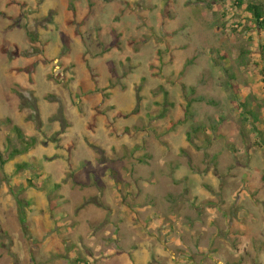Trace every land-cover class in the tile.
Masks as SVG:
<instances>
[{
  "label": "rangeland",
  "instance_id": "obj_1",
  "mask_svg": "<svg viewBox=\"0 0 264 264\" xmlns=\"http://www.w3.org/2000/svg\"><path fill=\"white\" fill-rule=\"evenodd\" d=\"M238 1L0 0V152L36 139L0 162V264H264V0Z\"/></svg>",
  "mask_w": 264,
  "mask_h": 264
},
{
  "label": "trees",
  "instance_id": "obj_2",
  "mask_svg": "<svg viewBox=\"0 0 264 264\" xmlns=\"http://www.w3.org/2000/svg\"><path fill=\"white\" fill-rule=\"evenodd\" d=\"M238 5L239 7L242 6V1L239 0L238 1ZM243 10L245 12H247L250 16V19L254 22L255 26L257 29H259L263 35H264V2H249L247 3ZM30 35V33H28ZM35 38V37H34ZM32 39V37H31ZM3 48V46H2ZM4 49V48H3ZM261 49V53H262V58L264 61V43L261 45L260 47ZM222 59H226V54L221 53L219 55ZM32 65H30L29 67L26 66L25 68L22 67H18L17 70L19 69L20 71L24 70V71H29L31 70ZM225 73L227 75V85L228 88H230L232 92V96L234 97V102H238V104H240L241 106H245L246 107V114L248 115V119H247V115L241 113L242 115H244L243 120H246L249 122L251 128L254 130V132H260L263 133V128L261 127L260 120L258 118V115L255 114L254 111H252V109H250L247 105V96H243V99H239V97L242 96V94H240V88H239V83L236 82V76L233 74V72L231 71L229 66H225ZM262 72V80L264 83V66L261 70ZM264 85V84H263ZM206 102L208 104H214V100L211 98H206L205 96H196L193 97L189 100L188 105H191L192 102ZM140 111V100L138 99L135 103V112L139 113ZM203 129H205L204 127H202ZM197 127H194L193 130H197ZM12 130L16 133L17 137L19 138V140L24 144L22 148H14L12 149L5 157L2 156V153L0 152V162L2 164H4L5 162H7L8 160H10L12 157H14L17 154L20 153H24L27 150H29V147L32 146L34 143H36V139L33 138H27L25 136V134L23 133L22 129L18 126V125H12ZM206 130V129H205ZM255 134V133H254ZM26 166L25 163H21V164H17L16 165V169L20 170L22 168H24ZM28 183L30 185H34L33 181L28 179ZM18 192V191H16ZM18 203H20V200H18ZM87 264V263H86Z\"/></svg>",
  "mask_w": 264,
  "mask_h": 264
},
{
  "label": "crops",
  "instance_id": "obj_3",
  "mask_svg": "<svg viewBox=\"0 0 264 264\" xmlns=\"http://www.w3.org/2000/svg\"><path fill=\"white\" fill-rule=\"evenodd\" d=\"M110 79V78H109ZM108 79V80H109ZM110 170H108V172H109ZM110 173H108V177L110 178V179H112L111 178V174L109 175ZM136 177V176H135ZM92 179H95V177H93ZM134 180H135V178H133ZM132 179V180H133ZM113 180V179H112ZM133 180V182H135ZM114 181H116V180H113V183H115ZM162 181H164V182H167L168 181V178L167 177H165L164 178V180H162ZM137 182H139V183H142V184H147L148 182H153V183H157L158 182V179L156 178V179H153V180H140V181H137ZM113 188H115V187H113ZM166 196H170V194H168L167 193V195ZM166 203H167V205H168V202L166 201ZM165 203V204H166ZM171 203V202H170ZM150 207H154L153 205H149ZM168 210H169V213H167V214H169V216H168V218H169V223L167 222V225H166V227H167V230L166 231H168V230H173L174 229V227H175V225L179 222V220H178V217H176V215H175V212H174V208L173 209H170L169 207H168ZM161 213L163 214L164 212L162 211V210H160L157 214H159V215H161ZM161 217V216H160ZM162 220H164V218H162ZM162 223H163V221H162ZM181 257H179V256H174V255H171V257H170V261H171V263H176V262H179V259H180ZM88 261H86V263H87ZM89 263V262H88ZM87 263V264H88Z\"/></svg>",
  "mask_w": 264,
  "mask_h": 264
}]
</instances>
